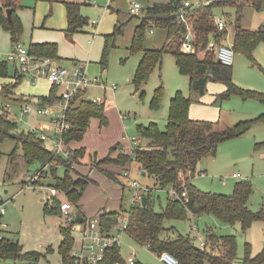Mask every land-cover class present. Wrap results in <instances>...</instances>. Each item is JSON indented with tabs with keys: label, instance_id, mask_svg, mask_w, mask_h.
Masks as SVG:
<instances>
[{
	"label": "rangeland",
	"instance_id": "1",
	"mask_svg": "<svg viewBox=\"0 0 264 264\" xmlns=\"http://www.w3.org/2000/svg\"><path fill=\"white\" fill-rule=\"evenodd\" d=\"M76 1L83 3L80 12L87 20V25L83 31L75 33L72 38H69L65 34L67 25L62 27L64 8L60 1L22 0L24 6L17 12L22 23V34L16 43L28 48L32 41L38 39L54 40L57 42L60 57L59 62L53 59L55 64L68 70L75 67L74 62L77 66L86 65L87 76L90 79L97 78L101 84L98 87L88 86L85 90V96L88 99L100 98L104 101L105 111L108 107L110 108L109 114L105 112L108 120L107 125L100 127L98 120L92 118L84 137V141L90 144L87 147L89 151L91 153L96 151L97 156L92 159L95 161L96 167H99L95 168L91 175L92 178L99 180V187L96 189L87 188L81 196L85 208L94 207L95 211L101 207L118 209L122 198L121 186L116 180L109 178L106 169L103 170L102 165L98 166L97 163L107 154L113 153L116 143H129L132 137L140 138L137 134V125H146L153 121L163 130L167 123L170 100L176 92L191 98L193 111L196 107L199 113L206 110L205 114L200 115L202 118L200 120L220 125L225 123V127L240 120H249L264 114L263 102L251 98L243 99L237 94H231L228 98L221 100L220 104H212L214 94H219L225 89L220 82L207 83L204 96L192 92L189 87V78L180 73L173 56L168 52L162 55L160 65L154 66L147 81L139 89L135 88L132 78L142 52L130 54V45L134 30L136 26L140 25L141 13L138 17L132 16L128 12V6L136 2L145 9L152 2L148 3L147 0H111L109 3L108 0ZM189 1L194 4H206L213 0ZM235 12L233 6L213 8V15L226 23V29L223 32H217L218 42L228 44L232 42L235 32ZM91 20L99 21V25H91ZM263 21L264 9L256 11L247 5L243 8L242 27L256 30ZM116 25L121 26V30L115 35L114 47L111 48L107 63L103 66L99 62L103 34L113 33ZM33 26L35 28H32ZM189 30L191 31V29ZM165 39L163 28L149 24L145 29L143 48H160ZM16 43L11 41L9 32L0 25V61L7 63V71L11 75L15 68H21L19 63L8 61V55L14 51ZM214 48L216 50L217 46ZM204 52V48H199L195 49L194 53L197 57H202ZM231 70V81L234 86L244 90L257 91L264 95V42L259 41L251 54L236 52ZM7 80L0 77V85ZM10 81H14V79L11 78L8 83ZM112 84L116 86L114 90L109 88ZM50 86L44 79L30 78L28 74H24L23 79L16 86L14 97L19 99L17 102L21 101V97L28 103H36L38 96L47 94ZM159 86L163 87L164 94L160 108L153 111L149 108V103L153 92ZM58 88L60 91L63 87L59 86ZM1 90L3 88H0ZM218 90L220 91L218 92ZM10 92L14 94V90L10 89L0 94V106L5 110L8 109L9 116L17 122L20 129H39L43 124L49 126L50 120L40 111L28 115L22 114V107L16 104L17 102H14L13 98L11 101L14 103L10 101ZM222 128L224 127L219 129ZM121 137L125 141H123L124 143L120 140ZM116 138L117 142L109 143L110 140ZM146 142L140 138L139 144L145 146ZM98 145H102V147H97V151L95 146ZM14 146L15 143L11 139H5L1 145L3 155L0 159V195L3 199L8 200L1 228L5 231V235L16 236L22 247L25 248H22L23 252L44 253L48 247H51L52 250L46 252L38 262L5 259L0 260V264H61L57 248L58 224L65 221L62 219L61 221L58 215L49 213L45 208L50 205V202L46 203V198L50 196L48 185L52 181L49 177H44V173L41 172L37 182L30 185L32 184L30 180L40 165L38 162L27 164L22 156L21 148H17L15 162L12 163L9 154ZM131 147L134 149L136 146L131 144ZM86 162L90 161L87 159ZM107 166L113 168L110 165ZM136 166L137 164L133 160L129 173L130 178L136 179L145 186L143 176L139 175ZM74 167L72 166V173L76 174ZM80 168L84 169L85 167ZM199 171L200 173L195 175L192 182L197 188L208 192L231 195L237 182L247 180L252 189L247 207L254 213L259 212L262 208L264 211L262 206L264 200V122L254 124L239 137L220 143L214 156H206L200 161L197 165V172ZM233 173H238L240 177L232 178ZM63 174L64 168L60 167L57 170V175L62 176ZM221 179H224L225 183H222ZM125 180L126 183H129V179L123 177V182ZM150 187L147 186V190L151 194L153 193L154 208L159 211L171 197L170 188L162 190L155 188V191L152 192V186ZM123 194L122 206L128 208L131 187L127 186ZM41 198L43 200H40ZM59 199L63 200L64 195L59 194ZM56 208L54 206L52 209ZM91 218L93 217H88L87 220ZM165 225L172 228L173 234L180 233L189 236L196 247H199L201 238L203 241L207 240L205 231L207 228L219 236L234 235L236 261H240L247 251H250L254 256L264 248V218L253 221L246 230H242L239 222L226 224L207 214L195 217L187 213L182 220H166ZM171 236L173 235L171 234ZM119 247L123 258L129 257L132 253L142 264H163L155 253L145 245L135 242L126 233L119 240ZM204 264L211 263L204 262Z\"/></svg>",
	"mask_w": 264,
	"mask_h": 264
},
{
	"label": "trees",
	"instance_id": "2",
	"mask_svg": "<svg viewBox=\"0 0 264 264\" xmlns=\"http://www.w3.org/2000/svg\"><path fill=\"white\" fill-rule=\"evenodd\" d=\"M62 1L67 16L65 34L72 38L76 32L87 25V20L81 15V2ZM183 1L169 0L166 3H154L141 9L140 25L136 26L130 45V54L142 52L132 78L135 88L139 89L147 81L154 66L160 65L162 55L168 52L173 56L180 73L189 78V87L192 92L201 96L206 90L207 83L214 81L222 83L225 87L216 96V101L224 100L231 94H237L243 99L251 98L264 103L263 94L234 86L231 81V65L221 64L216 59L215 51L207 49L213 39L214 44L221 43L217 41L213 8L233 6L236 10L235 32L232 40L234 53L251 54L259 41L264 42V21L256 30L246 29L241 25L242 11L246 5L256 11H261L264 9V0H213L206 4L187 7L184 12L191 20L190 29L195 48L196 50L205 49L202 57H197L195 53L183 52L180 48L187 28L183 23L176 21V14ZM20 6L19 0H0V25L9 32L11 41L14 43L22 34V23L17 15V9ZM6 9L11 10V20L7 18ZM149 24L165 30L166 39L160 48H143L145 29ZM120 30L121 26L116 25L113 33L104 36L100 59L103 66L106 65L110 50L114 47L115 35ZM28 50L36 56L50 57L55 60L58 57L57 45L52 42L30 43ZM0 77L8 80L14 79L10 83L7 80L0 85L2 86L0 88H3L0 94L9 89L14 90V94L10 92V101L13 98L14 102H17L19 99L14 97L15 89L24 75L19 74L17 68L14 69L12 75L9 74L7 63L0 61ZM58 92V86L51 84L48 94L38 97V102L32 103V105L41 109L53 104L59 98ZM163 94L162 86L155 89L149 103L151 110L156 111L160 108ZM20 99V103L31 104L22 100L21 97ZM191 102L190 97H184L180 92H176L170 100L167 123L163 130L153 121L146 125L139 124L136 128L137 134L147 141L145 146L138 144L131 154L120 152L116 157H111L109 154L97 163L98 166L115 164L125 168L135 160L139 164L142 174L155 180L152 192L155 191V188L158 190L168 187L175 189L176 194L170 195L165 206L159 211L154 208L153 193L151 194L150 191L145 195V205L140 203L130 207L126 234L135 242L148 245L147 248L156 255L162 252L170 253L176 259V264H204V262L211 264H263L264 248L254 256L250 251H247L240 261H236L234 235L219 236L207 228L205 230L207 239L205 247L200 248L194 246L189 236L180 233L173 234L172 228L165 225L166 220H182L187 213L195 217L207 214L222 223L235 224L239 222L242 230H246L253 221L264 218L263 208L254 213L247 207V201L252 191L247 180L237 182L231 195L203 191L192 182L195 175L199 173L197 165L204 157L214 156L220 143L241 136L254 124L263 123L264 114L253 119L240 120L222 129H215L214 122L193 120L189 117ZM9 114L8 109L5 110L0 106V159L3 155L1 145L5 139H11L15 146L9 154L10 161L15 162L16 150L21 148L25 162L27 164L38 162L40 165L38 170L45 167L44 177H49L52 181L48 186L55 187L63 193L65 199L75 207L90 180L84 176H73L72 166L74 167L84 158L87 150L83 147H72L71 143L82 140L92 118H97L100 126L107 125L104 102L95 103L85 96V91H81L69 104L66 110L68 128L63 134V141L70 148L68 156L52 151L34 130L20 129ZM116 146L118 148V145ZM60 167L64 168L62 176L57 175V170ZM105 171L109 178L117 180L114 172ZM56 207V209L49 210L47 206L45 208L49 213L59 215V202H56ZM128 208L121 209L119 212L103 210L93 218H97L99 228L109 231L117 223L122 211ZM2 218L3 214L0 213V260L38 262L46 252L52 250L51 247H48L44 253L23 252L22 245L16 236L5 235V231L1 228ZM89 220L83 218V225ZM74 224L75 222L70 220L61 222L58 226L61 236L58 245L61 264H75V258L72 255ZM116 262L128 264L127 258H123L120 254L119 244L108 247L97 264H115ZM134 264L142 263L136 259Z\"/></svg>",
	"mask_w": 264,
	"mask_h": 264
},
{
	"label": "built area",
	"instance_id": "3",
	"mask_svg": "<svg viewBox=\"0 0 264 264\" xmlns=\"http://www.w3.org/2000/svg\"><path fill=\"white\" fill-rule=\"evenodd\" d=\"M198 5V3L194 4L189 0H184L176 14V21L183 23L187 28V33L180 46L181 50L186 53H194L196 48L193 41V34L189 30L190 18L186 15L184 10L187 7ZM141 9V5L134 2L129 5L128 11L131 15H139ZM213 20L217 32H223L226 29V23L221 18H216L214 16ZM93 23H97V21L93 20ZM150 32H152V29H150ZM214 46H217L216 50ZM207 49L215 51L216 59L221 64L232 65L235 55L232 42L230 44L225 42L214 44L213 39L208 44ZM8 61L19 63L21 65V68L18 69L19 74H28L30 78L45 79L50 82V84L63 87L58 92L59 98L53 104L44 106L41 109L34 107L32 104H24L22 106V114L28 115L33 114L35 111H40L42 115L48 117L50 120L49 126L45 129L35 128L34 131L37 132V136L39 138L43 139L47 143V146L52 151L64 156H68L70 154V148L63 141V134L68 128V123L66 121V110L71 101L79 92L85 91L88 86L98 87L101 86V84L97 81V78L90 79L87 76L84 65H75L74 68L68 70L65 67L55 64V61L50 57H42L31 54L28 48H25L18 43H16L14 46V51L8 55ZM102 87L105 88L104 86ZM109 88L114 90L116 86L112 84L109 86ZM93 101L95 103L104 102L100 98L93 99ZM130 142L134 146H137L140 143V138L132 137ZM131 150L133 151L134 149L131 147ZM45 171V167H43L41 170H37L35 175L30 180V182H32L30 185L35 184L37 179H39V173H45ZM122 176L129 179L128 185L131 187L129 208L122 211L117 223L113 225L109 231L99 228L97 218H93L83 225L81 245L77 249L73 250L72 253L75 258V264H97L98 261L102 259L103 253L108 247L114 244L118 245L119 240L127 230L130 207L140 204L142 198L145 197L147 193H149V190L141 185L136 179L130 178L128 171H124ZM231 177L239 178L240 175L238 173H233ZM221 182L225 183V180L221 179ZM169 191L171 196L176 194L175 189L173 188H171ZM49 193V198H46V203L50 202L48 208H54V206H56V202H59V218L68 222L73 220V206L65 198L63 200L59 199V194L63 193L58 191L55 187H49ZM7 202L8 200L3 199L0 195L1 214L5 213ZM262 206L264 207V200L262 201ZM205 244V241H203L201 238L199 247L204 248ZM146 247H148V245H146ZM157 256L163 264L177 263L176 259L168 252H162ZM127 261L128 264H134L136 258L131 253L130 256L127 257ZM115 264L121 263L116 262Z\"/></svg>",
	"mask_w": 264,
	"mask_h": 264
},
{
	"label": "crops",
	"instance_id": "4",
	"mask_svg": "<svg viewBox=\"0 0 264 264\" xmlns=\"http://www.w3.org/2000/svg\"><path fill=\"white\" fill-rule=\"evenodd\" d=\"M20 1V4H21V6L18 8V9H21V8H23V4H22V0H19ZM37 1V0H36ZM52 1H60L61 2V4L63 5V8H64V21H63V23H62V27H64V25H67V16H66V8H65V5H64V3H63V1L62 0H52ZM73 1H76V0H73ZM111 0H108V3L110 2ZM169 0H147V2L149 3V2H152V4H154V3H166V2H168ZM83 4V3H82ZM92 4L93 5H95V3L94 2H92ZM151 4V5H152ZM150 5V6H151ZM18 9H17V12H18ZM128 9H129V6H128ZM129 12V11H128ZM130 14V13H129ZM82 15V14H81ZM83 16V15H82ZM84 17V16H83ZM97 21V20H96ZM90 24L91 25H93V26H98L99 25V21H97V23H93V20H91V22H90ZM86 27V25L84 26V27H82L78 32H81V31H83L84 30V28ZM32 28H35L34 26L32 27ZM67 28V27H66ZM65 28V29H66ZM78 32H76V33H78ZM106 35V34H105ZM104 34H103V43H102V48H101V55H102V49H103V45H104V36H105ZM43 42H52V43H55L56 45H57V42L56 41H54V40H51V39H43V40H35L34 42L32 41L31 43H43ZM57 54H58V46H57ZM100 59H101V56H100ZM100 59H99V62H100ZM56 62H59L60 61V57H59V55H58V57H57V59L55 60ZM101 63V62H100ZM74 64L76 65V62H74ZM86 66V65H85ZM45 80V79H44ZM45 81H47V80H45ZM210 82H214V81H209L208 83H210ZM47 83L49 84V85H51L50 84V82H48L47 81ZM208 85V84H207ZM206 85V86H207ZM51 87V86H50ZM50 87H49V89H50ZM16 90V89H15ZM224 90V89H223ZM222 90V91H223ZM220 90H218V92H219ZM221 91V92H222ZM49 92V91H48ZM48 94V93H47ZM47 94H45V95H47ZM204 94H205V92H204ZM204 94L203 95H201V96H204ZM45 95H41V96H45ZM218 94H214V97H213V95H212V97L214 98L213 99V102H212V104H220L221 103V101H216V96H217ZM38 97H40V96H38ZM12 103H14V102H12ZM16 104H18V105H20L21 107L25 104V103H20L19 101L16 103ZM109 107L106 109V113L107 114H109ZM205 112H206V110L205 111H202V112H198V108L196 107V108H194V111L192 110V105H190V108H189V117L191 118V119H193V120H200V119H202L201 118V116L200 115H202V114H205ZM198 114H199V116H198ZM46 118H48V117H46ZM49 119V118H48ZM97 119V118H96ZM98 120V119H97ZM219 121V120H218ZM98 124H99V126H100V122H99V120H98ZM105 126V125H104ZM48 127V125H45V124H43V126H41V129H45V128H47ZM101 127V126H100ZM220 127H225V123H223V124H219V123H215V128L216 129H219ZM99 132H100V130H99ZM86 133H87V130H86V132H85V134H84V136H83V138H82V140L81 141H79V142H76V141H74V142H72L71 143V146L72 147H75V148H81V147H83V148H85L86 150H87V153L85 154V156H84V158L82 159V160H80V162L79 163H77V164H75V167H74V172L76 173V174H73V176L74 177H77L78 175L79 176H84V177H88V179L90 180V182H89V184H88V186H87V188L89 189H96V188H98L99 187V180H97V179H95V178H92L91 177V175H92V172H93V170L95 169V168H99V167H96V165L94 164L95 163V161L93 160L94 159V157H96L97 156V153H96V151H94L93 153H91L90 151H89V149L87 148L88 147V145H90L89 144V142H86V141H84V137H85V135H86ZM122 142L124 141L123 139H122V137H121V139H120ZM119 140V141H120ZM109 141V140H108ZM112 141H114V142H117V138L116 139H114V140H110L109 141V143H112ZM125 142V141H124ZM123 142V143H124ZM108 143V144H109ZM126 143V144H125ZM124 144H121V143H116L115 144V146L113 147V153L110 155V156H115L117 153H120V152H123V153H125V154H131L132 153V150L130 149V147H131V142H130V140H129V143L128 142H125ZM116 145H118V148H117V146ZM91 147H94V146H91ZM100 148V147H102V145H98V146H95V149H97V151H98V148ZM107 155H109V154H107ZM106 155V156H107ZM93 158V159H92ZM89 160L90 162L89 163H87L86 162V160ZM97 159V158H96ZM100 159V158H99ZM93 160V161H92ZM136 164H137V170H138V172H139V175H141V176H143V179H144V182H143V184L145 185L144 187H146L147 188V186L148 187H150V186H152V188L154 187V183H155V180L152 178V177H148V176H144L143 174H142V172H141V170H140V167H139V164L137 163V162H135ZM95 165V166H94ZM107 165H110V167H113L112 169L111 168H109ZM80 167H85L84 169H86V170H84V169H81ZM101 168H103V170L104 169H106V170H108V171H111V172H114L115 173V176H116V181H117V183L118 184H120V188H121V196H122V198H121V202H120V205H119V207H118V209H115V208H105V207H101L99 210H97V211H95V208L94 207H88V208H85V203H83L82 201H81V198H80V200L77 202V205L75 206V207H72V214H73V216H72V219H73V222H74V219L75 218H79V217H82V220H83V218L84 219H87L88 217H94L95 215H97L98 214V212H100V211H117V212H119L121 209H124L125 207H123L122 206V199H123V193H124V191H125V188H127V186H129L128 185V182L126 183V180L123 182V173H124V171H128L129 173H130V168H131V163H129L125 168L124 167H121V166H118V165H115V164H105V165H102L101 166ZM37 170V169H36ZM199 173H200V171H199ZM201 174H203V173H201ZM103 175L101 174V177H102ZM110 180V179H109ZM142 185V184H141ZM86 188V189H87ZM151 188V187H150ZM83 195V194H82ZM65 198V197H64ZM40 200H43L42 198L40 199ZM103 208V209H102ZM58 217H59V215H58ZM61 220V219H60ZM82 220H81V222H75V224L73 225V237H74V245H73V250H75V249H77L80 245H81V242H82V229H83V223H82ZM62 221V220H61ZM60 224V223H59ZM59 224H58V226H59ZM58 232H59V227H58ZM60 240H61V236H60V233H59V240H58V243H57V248H58V245H59V242H60ZM22 248H24V247H22ZM25 249V248H24ZM60 256V255H59Z\"/></svg>",
	"mask_w": 264,
	"mask_h": 264
},
{
	"label": "water",
	"instance_id": "5",
	"mask_svg": "<svg viewBox=\"0 0 264 264\" xmlns=\"http://www.w3.org/2000/svg\"><path fill=\"white\" fill-rule=\"evenodd\" d=\"M6 15H7V18L9 20H11V10L10 9H6ZM219 62V61H218ZM141 204L142 205H145L146 204V197H143L142 200H141ZM82 220V217H79V218H75L74 219V222H81Z\"/></svg>",
	"mask_w": 264,
	"mask_h": 264
}]
</instances>
